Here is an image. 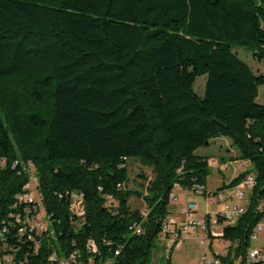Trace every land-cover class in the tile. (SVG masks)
Listing matches in <instances>:
<instances>
[{
	"label": "trees",
	"instance_id": "16d2710c",
	"mask_svg": "<svg viewBox=\"0 0 264 264\" xmlns=\"http://www.w3.org/2000/svg\"><path fill=\"white\" fill-rule=\"evenodd\" d=\"M239 47L264 61V0H0V264L74 252L81 264H151L171 194L206 187L210 157L197 151L219 137L253 166L229 188L255 183L243 213H218L208 237L231 243L223 264H264L249 258L264 218V72ZM131 158L154 174L139 189ZM31 168L50 223L38 251L18 220L34 211L17 198Z\"/></svg>",
	"mask_w": 264,
	"mask_h": 264
},
{
	"label": "rangeland",
	"instance_id": "374dc122",
	"mask_svg": "<svg viewBox=\"0 0 264 264\" xmlns=\"http://www.w3.org/2000/svg\"><path fill=\"white\" fill-rule=\"evenodd\" d=\"M237 53L241 59L246 61L253 69L255 73H263L264 72V61L256 58L254 55V52L245 48V47H239L237 49ZM205 76L199 77L197 79V82L195 84V89L198 93L204 92L205 87ZM257 101L259 103L264 104V85H261L259 87V96L257 98ZM224 147H223V146ZM229 146L231 147V140L227 139L225 137H219L214 139L210 145L204 146L198 149V153L202 155H207L209 157H213V159L219 155H221L223 158H226V160H229L231 157H236L239 153L238 150L234 147V150H225V147ZM221 147V148H220ZM211 162L210 164V174L208 176L207 180V186L208 189L215 187L219 185L221 182L225 183L216 190V192L227 189L230 187V181L239 174L242 170L249 167L252 168L253 166L250 164V162H241L238 161L235 164H228L229 168L228 170H222L219 171L214 165L213 160H209ZM222 163V162H220ZM3 165V164H2ZM129 166V173H130V181L128 184V187L139 189L141 187V184L146 183L145 178L151 179L153 177V171L152 168L149 166H145L142 164L138 159L131 158L128 161ZM29 168V167H28ZM30 193L34 198L37 200L39 199V194L37 190V182L38 179H35V172L30 169ZM249 176H254L253 174H249ZM248 176V177H249ZM225 185V186H224ZM226 187V188H224ZM183 188V187H182ZM232 188H241L240 190L243 191L245 194L236 197V202L238 204L242 203L243 205V211L244 207H246L250 201V196L252 192L251 187L242 186V183L236 187ZM181 190V188H179ZM177 187L174 190V193H177L178 199L173 200L170 202V208L175 207L176 205H186L187 201L184 200L180 195V192L178 191ZM207 190V189H206ZM229 196L231 194H236L237 190H232L231 188L228 189ZM209 192V190H207ZM212 198L215 196H211ZM197 201L200 204V210L199 214H202L206 210V198L202 196L195 197ZM40 200V199H39ZM42 206V205H41ZM41 206H38V215L40 216V219H43V216L45 214V210L41 213ZM130 206L132 208H140L141 212L143 214H146V205L142 198L137 196H132L130 199ZM75 211L77 216L83 217V211H84V202L82 200H77L75 205ZM205 234L203 232H198V236L191 234L188 235L183 241V243L180 245H176L173 247L172 250V256L170 258L171 264H202L203 256L206 255V252L208 251L209 256H213L214 254H220L224 250V248H229L231 243H224L220 239H211L210 240V246H206L202 244L201 239ZM264 245V230L260 232V236L258 239H252L250 242V247H259ZM156 246H158V242L156 243Z\"/></svg>",
	"mask_w": 264,
	"mask_h": 264
},
{
	"label": "built area",
	"instance_id": "2783aa9c",
	"mask_svg": "<svg viewBox=\"0 0 264 264\" xmlns=\"http://www.w3.org/2000/svg\"><path fill=\"white\" fill-rule=\"evenodd\" d=\"M37 179V177L35 178ZM254 176H249L248 178H245L244 181H242V186L247 187H253L255 180ZM30 184H27L25 186V189L27 192L22 193L20 195H17L19 203L26 202L27 204H34L37 206H41V213L44 209L43 203L41 200L40 193L39 199L37 200L32 196L30 193ZM37 188V187H36ZM229 189V188H227ZM224 189L220 190L215 193L207 192L206 188L204 187H197L195 192L204 195L208 203H220L222 204V207L214 211L212 213H207L202 217H196V212L199 210L200 206L197 202H188L182 209V214L185 216V220L181 223L176 222L172 220L171 216L168 217L167 222L165 223L163 227L162 234L159 238V240H164L168 244V248L171 249L174 246L178 244H182L185 240L184 237L194 234L198 236V232H203L205 235L202 237L201 242L202 244L206 245L207 247L210 246V239L208 237V233L212 230V232H215L218 227V213H220L222 216H224L226 219L230 221H235L242 213H243V205L242 203L238 204L235 200L236 197L244 195L245 193L241 191V188H231L232 190H237L236 194H229V190ZM38 190V189H37ZM215 196V197H211ZM78 197H83L82 194L75 193L72 202V211L76 214L75 211V205H76V199ZM177 195L176 193H172L170 196V200H176ZM113 201V198L109 197V203ZM209 215V218H208ZM25 219L22 220L21 215L18 216V220L20 222H23V226L20 228L21 234H27V238L35 241L36 245V251L39 250L41 247V240H39V236H42L44 233L49 232L50 230V223L45 214L43 216V219H40V216H32V213H30V208L25 210ZM264 230V218L260 222V224L255 228L253 235L251 236L252 239H258L260 236V232ZM138 232H141L139 228H137ZM37 234L38 236H36ZM51 235V234H50ZM53 235V234H52ZM225 243V242H224ZM87 248L89 252H96L97 251V245L94 241L89 240L87 243ZM119 252H116L118 254ZM227 249L224 248L222 253L220 254H214L213 256L208 255V251L206 252V255L203 256L202 264H223L222 259L219 255H226ZM78 253L74 252L70 254L67 258H59L56 253H53L51 255L50 261L52 263L58 262L59 264H81L80 261H78ZM249 258L256 261H264V245L259 247H251L249 251ZM92 259H90V263H92ZM6 264H10V259L7 258ZM104 264H110L109 262H105Z\"/></svg>",
	"mask_w": 264,
	"mask_h": 264
},
{
	"label": "crops",
	"instance_id": "0c3cea01",
	"mask_svg": "<svg viewBox=\"0 0 264 264\" xmlns=\"http://www.w3.org/2000/svg\"><path fill=\"white\" fill-rule=\"evenodd\" d=\"M225 150H232L233 151L234 148L232 146L231 147L226 146ZM209 160L210 161L213 160V165L219 171L228 170V168H229L228 164H232V163L235 164L238 161L246 162L244 160H230V159L226 160V158H223L221 155L215 157L214 159H213V157H210ZM220 162H222V163H220ZM210 165H212V164H210ZM224 183H225V181L221 182L219 185L212 187V188H209V189H208V186L206 185L205 188L207 190H209V192L215 193L216 190L218 188H220ZM179 188H181V190ZM224 188H226V187H224ZM177 189H179L178 191L180 192V195L183 198H185L184 200H186L187 203L194 201V202H197L199 204V202L197 201V199H195V197H197L199 195L202 196L203 198L205 197L204 195H201V194H199L193 190H188V189L182 188L180 186H177ZM177 199H178V195H177ZM184 206L185 205H176L175 207L170 208V210H171L170 216H171L172 220L179 222V223H181L185 220V216L182 214V209ZM199 206H200V204H199ZM221 207H222V204H220V203L219 204L218 203H208V201H207L205 212L202 214H199V210H200V208H199V210L196 212L195 215H196V217H202L209 212L212 213L214 211L219 210ZM172 250H173V248H172ZM172 250L168 248V244L164 240H158V246L153 251L151 264H167V258L169 256V254H171V256H172Z\"/></svg>",
	"mask_w": 264,
	"mask_h": 264
},
{
	"label": "bare ground",
	"instance_id": "6f19581e",
	"mask_svg": "<svg viewBox=\"0 0 264 264\" xmlns=\"http://www.w3.org/2000/svg\"><path fill=\"white\" fill-rule=\"evenodd\" d=\"M32 206V205H31ZM34 206V211H36V213H34V211L30 210V213H32V216H39L38 215V206L37 205H33ZM51 259V258H50Z\"/></svg>",
	"mask_w": 264,
	"mask_h": 264
}]
</instances>
